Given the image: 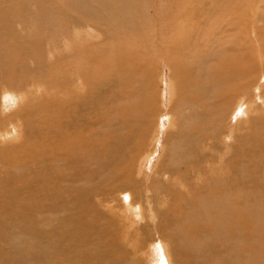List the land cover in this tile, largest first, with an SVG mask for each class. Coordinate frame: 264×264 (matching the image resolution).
I'll use <instances>...</instances> for the list:
<instances>
[{
  "label": "bare ground",
  "instance_id": "1",
  "mask_svg": "<svg viewBox=\"0 0 264 264\" xmlns=\"http://www.w3.org/2000/svg\"><path fill=\"white\" fill-rule=\"evenodd\" d=\"M142 1L146 2L149 0H0V78L5 76L6 73L11 77L9 72H12V69L14 72L13 65L15 63L20 64L17 70H24L26 60L31 58V61H33L35 58H39L42 53H40L39 48L42 51V46H44V44L46 45V43H42L41 41L44 38L43 36H45L44 33L47 31L54 34L60 33V31H62L63 16H66V14L73 21L85 23L88 26L89 31L86 29V32L89 35L90 32L93 31L91 28H96L101 31L113 25L126 27L127 24L137 19V17H139L140 21L143 23V18L141 16V14H143ZM184 2L188 3L189 1L184 0ZM160 8H162V6ZM231 10V7L223 10L222 15L220 12L224 20L217 14L218 12L216 10L218 18L220 17L221 22H224V28L220 29L219 27L218 30L214 31V25L216 27L217 24L215 22L218 18H213L212 22L214 25L212 26L214 34H205L204 36H202V33L206 32L205 26H203V22L205 21L204 18H202L203 25H201V27L203 26L205 30H202L201 33V27L197 26L192 28L193 24L190 25L192 17L190 23L186 21L188 19L184 20L186 22L182 21V19L185 18L180 14L182 11L179 12L181 17L183 16L182 19L177 13L175 14L178 17H174L172 20L169 16L171 25L169 22L168 25L169 28H171V32H169L168 35H170V33L173 34L172 37H169V44L178 46L171 48L169 45L170 49L167 46V49H169V51L171 50L170 59L164 57L171 62H179L180 68H185L189 71L187 77H185L183 73V75L181 74L185 77V82L183 83V88H180L181 94L179 93V101L180 104L183 105L182 108H185V110L190 113L188 114L183 110V112H178L176 114L179 125L174 124L175 117V119L169 117V127L173 129L176 128L177 133L174 136L170 152L166 153V146L163 147L164 154L159 156L160 159L158 161V167L153 173L154 176L149 178V176L144 173L140 184L144 190V196L139 190L140 186H136L134 189V184L137 183V180H135L136 183H134V178L130 180V178L125 179L121 177V175L126 176L125 173L127 174L126 177H129L128 174H130L129 171L131 170L127 164L129 153H131L132 150L143 148L142 146L146 142L144 136H141L143 133H140L138 128L131 124L132 121H135V124L138 123V125H140L141 122L147 119L152 109L153 97L148 90H145V76L143 77L144 72L147 71L145 66L148 63V59H145L147 56L142 57L144 54H142V56L140 54L139 58L137 57L139 55L138 52L137 58L135 59H131V56L125 57L124 59L130 58L131 60H128L124 65L125 68L121 69L120 72L119 67L118 70L109 73L107 81L104 84L105 89L97 88L93 91V89L91 90V86L87 85L89 91L87 89L84 93L77 88L73 92H68V94L71 95L69 101L66 99L67 93L62 92L64 94H61L60 92V96L56 100L57 106H59L56 111V120L58 121L56 132L58 138L54 145L49 143H47V145L45 143L44 145V142L41 144V140H39L40 143L35 145V147L33 146L34 144L25 145L21 142L22 145L18 147L17 153L14 147L11 148V144H13L12 142H14V140L16 141L17 138H22L26 134L25 132L23 135L21 130L22 127L28 130V135L31 134V138L34 136L35 127L32 120H34L33 117L39 113H35L33 109L37 107L34 108V106H31L29 110L25 109L22 115L25 113H27L28 116L30 115L28 120H17L18 122L11 127L9 125V128L6 127L7 122H9L8 118H4L5 122L4 120L0 121V159L6 160L9 164L7 169L5 168L6 164L3 165L5 166V171L0 181V264H113V261L110 259L111 257L106 256L108 252L106 246L104 252H102V250L98 251L96 248L98 243L96 241L99 240L89 237L88 228L91 226L89 224L83 226L78 224L82 216L79 215L77 211V206L78 210L82 207L88 214L91 209L89 206L90 196L104 192L107 194L109 187H114L110 190V195L116 193V197L112 199L116 201L117 207L120 210V216L128 214L126 213L128 207H130V211L134 209L133 212L129 213V217L136 214V211H139L138 208L142 207V205H138L139 201L143 206L148 205L147 208H149L145 210V213H149L150 216L154 218L152 220H156L157 216L162 218L164 222L163 225H161V222V226L158 223L157 226L156 223H154L153 226H156L155 234L161 239V245H159L158 249L160 251V256L163 254L166 255V264H179L177 263V256L182 259H180V264H264V122H262L261 119L263 118L264 120V117H252L248 126L254 125L256 128H259V130H255V133L252 134L253 136L250 134L248 140L243 141L239 139V141H243L240 142V144L230 143V138H227L225 139L227 141H225L224 146L222 138L225 137L218 131L221 127L220 121L225 116L223 113H228L230 109H232L230 108L231 105H229V103L233 101L232 96L238 97V95L244 94L245 89L243 85L248 82V71L250 70V66H248V57H246L245 54L243 55V53V57L238 55V48L240 47L235 45L238 44L235 43L237 42V30L240 29L244 16L241 15V13L233 15ZM58 11L63 12V15H55ZM184 11L186 12L185 15H187V18L191 10L188 13L185 9ZM26 13L30 14V19L33 22L32 26L28 24H24V26L27 28H39L38 39H34V41L24 40L21 42L20 45H26L29 51L14 52V47L17 46V43L14 46V43L6 41L5 23L9 17L15 18L16 21L21 22L22 14ZM208 15L211 16L210 13L207 14V17ZM190 16L193 15L190 14ZM262 18L264 19V17ZM259 19L261 18L259 17ZM208 22L207 24H209ZM221 22L217 23L219 24ZM136 23L138 24L140 22ZM129 25L132 26L131 24ZM259 26H261V23ZM147 27L143 23L142 26L138 28L144 31ZM211 27L209 31H211ZM224 29L226 31L225 33L223 31ZM257 30L259 29L257 28ZM219 32L222 33L219 34ZM121 33H118V35ZM149 36L152 39V36ZM83 37L84 35L77 37L69 46H67L68 42L64 38L60 41H58V37L53 39L52 43L54 44V48L57 49L56 46L60 43L59 46H67V50H70L68 55L69 59L65 61L59 60L58 62L61 73L59 74L55 71L58 75V86L65 83L64 73L66 63L75 60L76 55L81 56L87 54L88 50L86 48L82 51L86 42L82 39ZM208 37H210L208 42L213 43L205 54L197 56L198 52L201 50L200 43H203ZM146 40L147 39L144 37V41ZM147 41H150V39ZM52 43L50 41V43L47 44L52 45ZM135 45L138 46V43ZM158 45H161V43ZM147 46L148 48L151 47L150 45ZM164 46L165 45H163V47ZM50 47L49 49L52 48ZM163 47H161V51H163ZM190 47H192V49H189ZM78 49H80L79 54L77 53ZM53 51L54 50L51 52ZM65 51H60L59 56H63ZM139 51L141 52V50ZM124 52L129 54L127 51ZM114 53L116 54V52ZM55 55L56 54H51V56ZM71 58L73 60H71ZM10 60L13 61L9 66ZM79 61L80 60H78V62ZM118 61H121V59ZM39 67H35L34 69L38 70ZM114 73L116 74L115 78L113 77ZM171 73L173 75L177 74L172 70ZM37 75H39V73ZM172 76L171 78H174ZM46 80V84L49 83L48 79ZM252 81L251 79V82ZM256 83L254 82V84ZM8 84H10L9 80L0 79L1 88ZM46 86H48V84ZM116 88L119 89L111 90ZM50 89H52V86ZM100 89H102V91L104 90L106 93L105 100L111 102L112 105L110 108H117L116 118H118L121 130L119 134L115 135L120 139L115 141L116 143L112 141L113 143L110 145L107 138H103V143H100V137H94L95 130L92 127L93 120L91 119L90 121V128H86L88 119L87 113L85 117L82 116V112L91 111L93 107L90 98H93L95 101L98 90L101 93ZM6 95L8 97L9 93L2 92V98L5 100L7 99L4 98ZM15 95L17 96V94ZM47 95L45 94V96ZM246 97L247 95L244 98ZM8 98H10V96ZM3 99L2 101H4ZM173 99L174 94L170 99L172 100L170 109L175 111L176 109L174 106L178 104L173 105L175 104ZM52 105H54V103ZM47 106L49 105L47 104ZM1 108H3V106H1ZM40 108L42 109V107ZM105 109L109 110V107L105 105ZM237 109H235L236 112ZM244 109L247 111L251 110L248 102L245 104ZM235 110H231L229 113L235 114ZM43 111H45V109ZM20 114L18 113V115ZM74 118L78 121L75 127L72 124V122L74 123ZM233 118L236 117L234 116ZM248 119L249 118L245 121L242 120L241 123L247 122ZM108 120L109 119L104 116L103 120L101 119L100 121L108 123ZM41 121H39V123L43 124ZM36 122H38V120H36ZM42 128L41 125L38 126V129L42 130ZM107 129L108 128H105V130ZM144 130L148 129L144 126ZM218 132L220 135H217ZM259 132H261V134ZM155 133L157 134V131H155ZM42 134L44 135V133ZM48 136H50V134H48ZM136 137L137 140H135ZM210 138H213L214 141L210 142ZM4 142L7 146H2ZM95 143H100V146L99 144L95 145ZM151 143L154 146L157 145L154 138L151 140ZM9 145L11 146L9 147ZM29 147L35 148L37 151L36 155L29 154L31 159L25 157L23 160L17 157V155H20L18 153H22V157L24 155L27 156ZM225 147L229 148V150ZM43 150L50 151V154L46 157L48 164L37 162L38 160H36V158L40 157L38 155ZM94 151H96L94 154L95 156H93ZM230 151H232L231 155L228 154ZM101 152L104 153V155L102 154L104 158H101L103 159L101 161L105 159L110 164V172L114 174L112 177L113 180L109 181L108 179V183L102 180V183L99 182L96 185L88 184L84 187L77 186L76 183L79 178L77 177V170L80 163V161L77 162V160H84L85 163L88 164V166L86 165L88 171L84 181L90 183L95 175H100L101 171H105L102 170L104 164H101L97 157ZM165 158H168V160L163 161ZM251 162L253 165L250 164ZM36 163H38L39 167L43 170L41 176L39 174H34L38 170V165ZM150 180H152L154 184L149 183ZM204 180H207V183H205L206 185H199V182ZM74 181H76V183H74ZM128 181H130V183ZM122 183L124 185H122ZM118 184L121 185L117 186ZM125 185L133 186V188L131 187L132 189H130L128 195L130 202L128 207L121 209L118 206L119 201L117 197L119 196L120 199L123 197V190H125L126 187L128 188V186ZM164 190H168L170 196L173 198V203L172 206L166 210V213L161 215L162 204L167 202V195H165ZM184 190L190 193L191 196V200L187 202V207L184 206L186 194L183 192ZM252 191L255 198L263 194L262 199L260 201L254 200V202H251ZM135 193L139 195V197H137L138 199L135 198ZM158 196L160 200L156 201V197ZM123 199L124 197L121 200ZM105 203L109 204L108 201ZM150 237V242H154L152 235H150ZM29 238L31 242L27 241ZM173 238L177 240L176 244L178 247L172 246V244L169 243ZM100 240H102V238ZM75 242L76 245L82 244L85 247L86 254L89 253L87 257L83 255V251L76 250L80 248H77L79 245L75 246ZM138 242L141 243L140 250L146 255V250L148 248H142L144 241ZM104 245V242L101 241L99 243V248H104ZM75 247L76 249L74 250L77 252L73 253V251H69L70 249L73 250ZM153 248L152 245V249ZM111 249L113 248L111 247ZM184 251H188L189 253ZM152 252L155 251L152 250L151 254ZM153 254L152 256H154ZM196 256H200L202 263L195 259ZM147 257L150 258L149 255Z\"/></svg>",
  "mask_w": 264,
  "mask_h": 264
},
{
  "label": "rangeland",
  "instance_id": "2",
  "mask_svg": "<svg viewBox=\"0 0 264 264\" xmlns=\"http://www.w3.org/2000/svg\"><path fill=\"white\" fill-rule=\"evenodd\" d=\"M188 1H189L188 3L184 2V0H164V1L163 0H149L146 2L142 1V5H143L142 6V13L143 14H141V16L143 18V23L146 27L149 25L146 28V30H144V31H142L141 29L138 28V27H141L143 23L140 21L139 17H137V19H134V20H132V22L129 23L132 26H130L129 24H127L126 27H120V26L113 25L112 27H109L107 29L105 28L101 31L97 30L96 28H94V29L91 28L93 31L90 32V34L88 35L86 32V29H87V31H89V30H88V26L85 23L80 22V21H73L71 18H69V16L67 14H66V16H63V23L61 26L62 31H60V33L54 34V33H51L50 31H47L46 33H44L45 36H43L44 38L41 41H42V43H46V45L44 44V46H42L43 47V48H41L42 51L39 48L40 53L42 52L39 58H35L33 61H31V58L26 60L24 70H21V69L17 70L19 68L20 64L15 63L13 65L14 72H13V69H12V72H9L11 77L6 73L5 76L0 78L1 80H9V82H10V84L5 85V87L3 86L4 87V88L2 87L3 89L1 88L2 85L0 86V93H1L0 94V121L4 120V122H5V119L8 118L9 122H7L6 127L9 128V125L11 127L15 123H17L20 119H21L20 121H25V119L27 121L28 118L30 117V115L28 116L27 113L22 115V113H24L23 111L25 109L29 110L31 108V106L32 107L34 106V108L37 107V108L33 109V111L35 113L40 114V115L39 114L35 115L33 117L34 120H32V123L34 124V127H35L34 136L31 138V134H29L30 136L28 135V130L26 128L22 127L21 130H22L23 135L25 134V132H26V134L24 135V137L17 138L16 141L14 140V142H12L13 144H11L12 145L11 148L14 147V149L17 153L18 147H20L22 144H25V145L34 144L33 146L35 147V145H38L40 143L39 140H41V144H43V142H44V145H45V143H46V145H47V143L54 145L55 141L58 138V135L56 132V128H58L57 127L58 121L56 120V118H57V112L56 111L59 108V106H57L56 100L60 96V92H61V94L67 93L66 99H67V101H69L71 95L68 94V92L69 91L73 92L77 88L80 89V91L84 92V93L87 91V89L89 91V88H87V85L91 86V90L93 89V91L96 90L97 88L105 89L104 84L107 81V76L109 75V73L113 72L114 70H118L119 67H120V69H119V72H120L121 69L125 68L124 65L128 62V60L135 59L137 57L140 58V54H141V56H142V54H144L142 57L147 56L145 59L146 60L148 59L147 60L148 63L145 66L147 71L144 72L143 77L145 76L144 77L145 79L144 78L143 79L145 80V84H146L145 90H148V92H150V95H152V97H153L152 98L153 103L151 106L152 109H151V112H149L147 119L145 121L141 122L140 125H138V123L135 124V121H132L131 124H133L136 128H138V131L140 133H143V135H141V136L142 137L144 136V140L146 142L142 146L143 148H140L139 150H132V152L129 153L128 160H127L128 167L131 168V170L129 171L130 174H128L129 177H126L127 176L126 173H125L126 176L121 175V177L125 178V179L130 178V180H131L132 178H134V183H136L135 180H137V183L139 182L138 183L139 185L137 183L136 184L133 183L134 189L136 186L137 187L140 186L139 190H140L141 194L144 196L145 195L144 190L142 189V187L140 185L141 181H142L141 179H142L144 173H146L149 176V178H152L154 176L153 173L158 167V161L160 159L159 156L161 154H164V148L163 147L166 146V150H167L166 153L167 152L169 153L171 146H172V142L174 140V136L177 133L176 128L173 129V128L169 127V123H170L169 117H173V118L175 117L176 119L174 118L175 119L174 124L179 125V123H178L179 121L177 120L178 117L176 114L178 112L179 113L183 112V110L186 111V113H188V114L190 113V112H187V110H185V108H182L183 105H181L180 101H179L180 100V94H181L180 88L181 89L183 88V83L185 82V77H187V75L189 74V71L185 68H180L179 62L176 63V62L169 61L170 53H171L170 52L171 50L169 51L170 47L175 48L178 45L169 44V39H170L169 37H172L173 34L170 33V35H168L169 32H171V30H170L171 28H169L168 22L171 25L170 21L172 20V18L174 19V17H178V16H176L175 13H177V15L182 14L185 18H183V16L181 17V15L179 17H181V19L183 18L182 19L183 22L187 21L190 23V20L192 17V21L190 23V25L193 24L192 28L197 27V26L201 27V25L204 24L203 26H205L206 30L202 26L200 32L202 33V30H205L206 32L202 33V36H204L205 34L212 35V34H214V31L218 30L219 27H220V29L224 28V25H223L224 22H221L220 17L218 18V15H220V12L222 15L223 10L229 9L230 7L232 8L231 11H232L233 15L241 13V15L244 16V19H242V24L240 25V29H238V30L236 29L238 32L236 35V41L237 42H235V43H238V44H235V45H238L240 47V48H238V55L242 56V53H243V55L245 54V56L248 57V66H250V68H249L250 70L248 71V82L243 85V88L245 89L244 94L238 95V97L232 96L233 101L231 103H229V105H231L230 108H232V109H230L229 112H231V110L233 111V110L238 108L237 112L235 110V114H233V113L231 114L229 112L223 113L225 116L220 121L221 127H220V130L218 129V131L220 132V134H222L223 137H225V138H222V142H224L223 143L224 146H225V141H227L225 139H227V138H230L229 142L233 143V144H237V143L240 144V142L248 140L250 137V134L252 135L255 133V130H257V131L259 130V128H256L254 125L248 126L249 122L252 120V117H259V116L264 117V72H263L264 71V19L262 18V17H264V14H263L264 13V0H197V1L196 0H188ZM148 2H149V4H148ZM198 4H200V5H198ZM194 5H196V6H194ZM159 6L160 7L162 6V8H160ZM170 6H171V8H170ZM184 9L187 11V13L191 10V12L188 13L189 14L188 17L190 19L188 17L186 18L187 15H185L186 12L184 11ZM171 10H173V11H171ZM195 10H196V12H195ZM216 10L218 13L216 12ZM181 11H182V13L179 14V12H181ZM212 11H213V14H215V15L212 14ZM193 12H195V13H193ZM242 12H243V14H242ZM209 13L211 14V16L208 15V17H207V14H209ZM259 13H262V14H259ZM60 14L63 15V12L58 11L57 13H55V15H60ZM190 14H192L194 17L190 16ZM169 16H170L171 20L169 19ZM258 16L261 19H259ZM216 17L218 19L215 22L217 24L215 27V25L212 22V19L216 18ZM200 18H201V20H200ZM202 18H204V20H205L203 22V24H202V20H203ZM221 18L223 19L222 16H221ZM21 19H22V21L19 22V21H16L15 18L13 19L12 17H9L5 23L6 41L9 43H14V46L17 43V46L14 47V52L15 51H21V52L29 51V48L26 45H24V44H23L24 46L20 45L21 42H23L24 40L25 41H31V40L34 41V39H38V32H39L38 29L39 28L38 29L33 28V27L27 28L24 26V24H28V25L32 26L33 21L30 19V14L29 13L22 14ZM186 19H188V20H186ZM184 20H186V21H184ZM218 20H220V21H218ZM253 21H254V23H253ZM136 22H140V23L137 24ZM207 22L209 24H207ZM217 22H221V23L218 24ZM260 23H261V26H259ZM135 24H136V26H135ZM208 25H211V26L214 25L215 30L213 31V26L211 27ZM210 27H211V31H209ZM132 28H134L135 30ZM257 28L259 30H257ZM121 30H123V31H121ZM223 31H224V33L226 32L225 29ZM110 32L111 33L113 32L112 35ZM100 33H101V35H100ZM118 33H121V34L118 35ZM221 33L222 32H219V34H221ZM82 35H84V37L82 39H84L86 41L83 48H82V51L84 48H86L88 50L87 54L86 55L83 54L81 56L76 55L75 60H73L71 58V60H73V61H68L70 63H66L65 73H64L65 74V76H64L65 83L58 86V83H57L58 75H57V73L61 74L60 69L58 67V62H59V60L65 61V60L69 59L68 55H69L70 50H67V48H68L67 46H69V44H71L72 41L76 40L77 37H81ZM149 35L152 36V39L150 38ZM140 36H142L143 38L142 37L139 38ZM144 37L147 40L150 39V41H147V40L144 41ZM54 38H57L58 41H60L62 38H64L68 42V45L67 46H63V45L59 46L60 43H58L57 46L55 45L57 47V49H56V48H54V44L52 43ZM209 40H210V37L205 39L203 43H200L201 50L198 52L197 56L203 55L208 51L209 47L213 43V42H208ZM50 41H51L53 46L51 44H47V43H50ZM158 41H160V42H158ZM199 42H202V41H199ZM137 43H138V46L135 45ZM147 43H149V44H147ZM159 43H161L162 46L158 45ZM147 45H150L151 47L148 48ZM163 45H165V46L163 47ZM169 45H170V47H169ZM115 46H117V47H115ZM167 46L169 49H167ZM243 46H244V48H243ZM245 46H246V48H245ZM45 47L47 50L45 49ZM49 47L51 49H49ZM58 47H60V48H58ZM161 47H163V51H161L162 50ZM108 48H109V50H108ZM110 48H112V49H110ZM123 49H125V50H123ZM137 49L141 50V52ZM189 49H192V47H190ZM52 50H54V51L51 52ZM79 50L80 49H78V52H77L78 54L80 53ZM113 50H114V52H116V54L113 52ZM60 51L61 52L65 51L63 56H59ZM109 51H110V53H109ZM124 51H127L129 54H127ZM149 51H150V53H149ZM138 52H139V55L137 54ZM143 52H145V53H143ZM51 54H56V55L51 56ZM168 54H169V57H168ZM121 56H124V57H121ZM164 56L169 58V59L165 58ZM125 57L126 58L130 57L131 59L130 58L124 59ZM250 57H252V58H250ZM114 59H116V60H114ZM120 59H121V61H118ZM78 60H80V61L78 62ZM12 61L11 60H10V62L8 61L9 66L12 64ZM109 62H111V63H109ZM30 63H32V64H30ZM46 65H47V67H46ZM39 66H42L43 68L39 67ZM35 67H39L38 70H35L34 69ZM252 67H253V69H252ZM251 69H252V71H251ZM171 70L175 71L177 74L173 75L171 73ZM38 73H39V75H37ZM70 73H71L72 77L70 76ZM182 73L184 74L185 77L182 76L183 75ZM113 75H114L113 77L115 78L116 74L114 73ZM171 76L174 78H171ZM9 78H11V79H9ZM46 79H48V82H49V83H47L48 86H46L47 85ZM116 79H119V78H116ZM251 79L253 80L252 82H251ZM25 81H27V82H25ZM89 81H90V84H89ZM254 82L255 83L257 82L256 83L257 85L254 84ZM50 85L52 86V89H50L51 88ZM35 86L37 89L35 88ZM40 86H41V88H40ZM250 86H251V88L252 87L253 88L251 89ZM254 86H256V87H254ZM47 87H49V88H47ZM248 88H249V90H248ZM102 89H100L101 93L98 90V93L96 95L97 98L95 99V101L93 100V98H90V102L92 103L91 105L93 108L91 109L90 112H87V111L82 112V116L85 117V115L87 113L88 119H87L86 128H90V121H91V119L93 120L92 127L95 130L94 137L99 136L100 137V143H103V138H107L108 143L110 145L113 142L118 141L120 139V138L116 137L115 135L119 134L121 132V130H120L118 118H116V109L117 108L116 107L110 108V106L112 104L110 101L105 100L106 93L104 92V90L102 91ZM118 89L119 88L111 89V90H118ZM49 90H50V92H49ZM52 90H54V91H52ZM2 92H8L9 93L8 97L10 96V98H8L6 95V96H4V98H7V99L6 100L3 99L2 98ZM51 92H53V93H51ZM55 92H57V93H55ZM62 92H64V93H62ZM15 94H17V96ZM45 94L46 95L48 94V95L45 96ZM173 94H174L173 102L175 101V104H173V105L178 104L177 106L180 108V110L177 106H174V108L176 109L175 111L170 109L171 103H172V100H170V99L173 97ZM246 95H247V97L244 98ZM19 97H20V99H19ZM2 99L4 101H2ZM53 99H55V100H53ZM176 100H177V102H176ZM54 101L56 102V105H55ZM52 102L54 103V105H52L53 104ZM247 102H248L249 106L251 107L252 111L251 110L247 111L246 109H244L245 104ZM243 103H245V104H243ZM47 104L49 106H47ZM105 105H107L109 107V110L105 109ZM1 106H3V108H1ZM43 106H44V108H43ZM242 106H244V107H242ZM8 107H9V109H8ZM40 107H42L43 110L45 109V111H43ZM233 107H235V108H233ZM39 109H41V110H39ZM42 111H43V113H42ZM18 113L19 114L21 113V114L18 115ZM52 113H54V114H52ZM104 116L109 119L108 123H106L104 121L103 122L100 121L101 119L103 120ZM234 116L236 118H233ZM246 117L249 118L247 120V122L241 123L242 120L245 121L247 119ZM39 118H41V119H39ZM261 119H262V122H264L263 118H261ZM36 120H38V122H36ZM41 120H44V121H41ZM39 121H41L43 124L39 123ZM73 121H74V123L72 122V124L75 127V125H77L76 122H78V121H77V119L75 120V118ZM35 123H37V124H35ZM44 124L47 126H45ZM39 125H41V127H43L42 130L38 129ZM144 126L148 130H144ZM157 127H158V129H157ZM105 128H108V129L105 130ZM170 130H171V132H170ZM155 131H157V134L155 133ZM167 132H169V133H167ZM219 132L217 135H220ZM42 133H44V135ZM259 133L261 134V132H259ZM48 134H50V136H48ZM46 136H47V138H46ZM36 137H37V139H36ZM152 137L155 139V143H157V145H155V146L151 143V140L153 139ZM239 139H242L243 141H239ZM135 140H137V137L135 138ZM213 141H214V139L210 138V142H213ZM21 142H22V144H21ZM100 143H95V145L99 144V146H100ZM149 143H151V144H149ZM3 144L4 145H2V144L1 145L2 146L6 145L5 142ZM11 145H9V147ZM153 147H154V150H153ZM226 149L229 150V148H226ZM145 150H146V152H145ZM48 151L49 150H43L38 155L40 157L36 158V160H38L37 162H44V163L48 164V162L46 160V157L50 154V151L49 152ZM95 152L96 151L93 152V156H95L94 155ZM36 153H37V151L35 150V148L29 147L27 156L24 155L22 157V153H18L21 156L17 155V157L18 158L20 157L21 160L25 159V157L31 159V156L29 157V154L30 155H36ZM102 154L104 155V153H102V152H101V154L99 153L97 157L99 159V162H101V164H104V167L102 168V170H105V171H101L100 175H97V176L95 175V177L92 179L93 181L91 180L92 182L90 181V183H87L84 181L85 176H86L87 171H88V167H87L88 164L85 163L84 160H82V161L80 159L77 160V162L80 161L79 167L77 170V177H79V178H78L77 183H76V181H74V183H76L77 186L84 187L88 184L89 185H96L99 182L102 183V180H105L106 183H108V179H109V181L113 180L112 177L114 176V174L112 172H110V170H111L109 167L110 164L105 159H104V161H101V160H103L101 158H104V156ZM228 154L231 155L232 151H230ZM99 155H101V156H99ZM129 160H130V162H129ZM167 160H168V158H165L163 161H167ZM0 163H1L0 164V172H2V173H0V181H1V178L4 175L5 168L7 169L9 164L6 162V160H2V159H0ZM106 163L108 166L106 165ZM36 164L38 165V163H36ZM250 164L253 165L252 162ZM3 165H5L6 167ZM42 173H43V170L38 165V170L34 174L35 175L39 174L41 176ZM100 176H102V177H100ZM206 181L207 180L199 182V185H201V186L206 185L205 184V183H207ZM128 182L130 183V181H128ZM74 183H72V184H74ZM149 183L154 184V182L152 180H150ZM119 185H121V184H118L117 186H119ZM122 185H124V184L122 183ZM125 186H128V185H125ZM131 187L133 188V186H128V188L126 187L125 190H123V193L125 194V195L123 194V197H124L123 200H121L123 197L121 199L119 198V196L117 197V199L119 201L118 202L119 208L125 209L126 207H128V204L130 203L128 195H129L130 189H132ZM113 188L114 187H109L107 194H105V192H104V193H100L97 195L90 196L89 206L91 207V209H90L88 214L85 212L84 209H82V207L79 208V210H78V206H77V211H78L79 215L82 216L80 219V223H78V224L82 225V226L89 224L91 226L88 228L89 237L92 239L99 240V241H96L98 243L96 245V248L98 251L102 250V252H104L105 246H106V248L108 250V252L106 253V256L111 257L110 259L113 261V264H161V263L166 264V255L163 254L160 256V251L158 249L159 245H161V239L157 234H155V227L157 226V223L159 225L161 222H162L161 225H163V223H164L162 221V218L157 216L156 220H152L154 218L151 217L149 213H145L146 212L145 210H148V208H149V207L147 208L148 205L143 206V204L140 203L139 201H138V205H142V207L138 208L139 211L136 209L137 210L136 214H133L132 217H129V213L133 212L134 209H131V211H130L129 210L130 207H128V210L126 212L128 214L120 216L119 215L120 210L117 207L116 201H114L112 199V198L116 197L115 196L116 193L110 195L111 194L110 190H112ZM136 190H137V188H136ZM164 192H165V195H167V202L162 204L161 215L165 214L166 210L170 206H172V203H173L172 202L173 198H172V196H170V193L168 192V190H164ZM173 192H176V191H173ZM183 192L186 193L184 206L187 207L188 206L187 202L191 200V196H190V193H187L185 190ZM251 195H252V198H251L252 201L251 202H254V200L260 201L263 197V194H262V196L260 195L258 197L259 199L257 197L255 198L253 196V191H252ZM137 197H139V195L137 193H135V198H137ZM110 198H111V200H110ZM253 198H255V199H253ZM157 200L158 201L160 200L159 196L156 197V201ZM106 201H108L109 204H106L105 203ZM154 223H156V226H153ZM150 235H152V239H154V242H150V240H151ZM110 236H111V240H110ZM98 238H100V239L102 238V240H100ZM177 239H179V238H177ZM171 240L172 241L169 243L172 244V246L178 247L176 244L177 240L175 238H173ZM27 241L31 242L30 238ZM101 241L104 242V244H105L104 248H99V243ZM138 241H144L142 248H148L146 250V253H147L146 255L147 256L149 255L150 258H148L145 254H143L144 252H142V250H140L141 249V243H139ZM76 242H75V246L79 245L77 248H80V249H76V247H75V248H73V250L70 249L69 251H71V252L73 251V253H74V252H77L74 249L80 250V251H83V255H85V257H87V255L89 253L86 254L85 247L82 244L76 245ZM152 245L154 247L153 249H152ZM111 247L113 249H111ZM143 250H145V249H143ZM152 250L155 251V252H152V254L154 253L153 254L154 256H152V254H151ZM89 252L91 253L90 250H89ZM184 252L189 253L188 251H184ZM174 258H175V256H174ZM180 259H181V257L178 258V256H177V263H179V264H180ZM195 259L197 261L201 262L200 256H196Z\"/></svg>",
  "mask_w": 264,
  "mask_h": 264
}]
</instances>
